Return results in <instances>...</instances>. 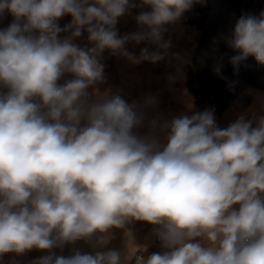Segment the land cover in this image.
Segmentation results:
<instances>
[{
    "label": "clouds",
    "instance_id": "1",
    "mask_svg": "<svg viewBox=\"0 0 264 264\" xmlns=\"http://www.w3.org/2000/svg\"><path fill=\"white\" fill-rule=\"evenodd\" d=\"M196 3L0 0V17H13L0 30V254L62 248L134 219L159 226L166 249L136 264H264V115L240 114L226 128L213 110L153 117L140 135L154 97L141 107L88 91L105 80V50L134 64L168 57L165 25ZM144 6L141 30L119 36V18ZM65 15L72 20L61 28ZM84 31L91 47L73 43ZM129 40L157 50L136 57L124 49ZM225 42L238 53L234 67L249 56L264 65V10L242 15ZM108 242L100 235L92 247ZM34 264L125 261L96 250Z\"/></svg>",
    "mask_w": 264,
    "mask_h": 264
},
{
    "label": "crops",
    "instance_id": "2",
    "mask_svg": "<svg viewBox=\"0 0 264 264\" xmlns=\"http://www.w3.org/2000/svg\"><path fill=\"white\" fill-rule=\"evenodd\" d=\"M139 5L140 0H134ZM149 6L136 7L132 9L130 15L119 18L117 29L119 36L131 35L141 30L137 24L135 16L141 11H150ZM72 20L70 15H65L58 20L61 28L69 24ZM13 21V17L7 11L0 17V30L5 29ZM167 31L164 39L170 40L169 56L156 63L143 61L139 64L130 62L126 57L117 53L112 54L110 50H105L102 54L101 62L105 65L104 82L93 85L89 88V93L107 95L108 97L119 95L127 103H136L143 107L145 99L154 97L156 104L145 108V125L136 131L140 135L147 132V120L158 117L162 120H170L180 114L193 115L202 113L213 108L203 103L195 105V99L187 88V73L193 67V53L198 44L200 30L192 24L184 22L181 18L172 24L165 25ZM70 33H61L58 38L63 39ZM87 32L73 40V43L81 47H91L92 44L87 39ZM148 48L150 52L156 51L157 46L147 41L136 43L129 40L124 49L139 57L143 48ZM66 75L58 83H63L66 79H71ZM7 89L0 85V92ZM191 105V107H189ZM217 127L226 128L234 122L240 114H247L251 117L264 115V90L252 86H246L237 97L230 102L227 109L217 114L213 111ZM157 139L163 143L164 134L157 135ZM157 225H152L146 221L130 219L124 228H111L107 233H95L89 239H81L75 243L65 244L62 248L51 250L31 249L23 253L9 252L0 254V264H34L40 257L54 253L57 256H71L75 251L89 253L96 250H117L121 253L125 264H130L137 252L143 253L146 257L153 253H163L166 249L162 241L155 240ZM100 235L109 237V242L100 249L93 248Z\"/></svg>",
    "mask_w": 264,
    "mask_h": 264
},
{
    "label": "trees",
    "instance_id": "3",
    "mask_svg": "<svg viewBox=\"0 0 264 264\" xmlns=\"http://www.w3.org/2000/svg\"><path fill=\"white\" fill-rule=\"evenodd\" d=\"M249 1L202 0L180 17L200 30L193 67L187 73V88L196 106L207 103L221 114L246 86L264 90L256 82L260 71L255 58L249 56L234 67L230 59L238 53L225 42L241 16L250 14Z\"/></svg>",
    "mask_w": 264,
    "mask_h": 264
},
{
    "label": "rangeland",
    "instance_id": "4",
    "mask_svg": "<svg viewBox=\"0 0 264 264\" xmlns=\"http://www.w3.org/2000/svg\"><path fill=\"white\" fill-rule=\"evenodd\" d=\"M250 14L259 15V13L264 10V0H250ZM195 19V16H192ZM256 67L259 69L258 78L256 80L259 86H264V65H260L257 61L255 62Z\"/></svg>",
    "mask_w": 264,
    "mask_h": 264
},
{
    "label": "built area",
    "instance_id": "5",
    "mask_svg": "<svg viewBox=\"0 0 264 264\" xmlns=\"http://www.w3.org/2000/svg\"><path fill=\"white\" fill-rule=\"evenodd\" d=\"M158 227H159V226L156 227V230L158 229ZM155 240H156L157 242H160V241H161V240L159 239V237L157 236L156 232H155ZM141 257H143L144 259L147 258L143 253H141V252H137V253L134 255V257L132 258L130 264H136L137 260H138L139 258H141Z\"/></svg>",
    "mask_w": 264,
    "mask_h": 264
}]
</instances>
